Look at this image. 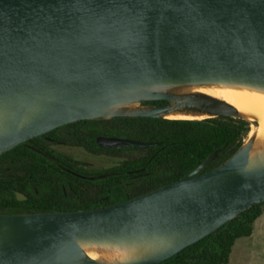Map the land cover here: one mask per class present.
Wrapping results in <instances>:
<instances>
[{
	"label": "water",
	"instance_id": "95a60500",
	"mask_svg": "<svg viewBox=\"0 0 264 264\" xmlns=\"http://www.w3.org/2000/svg\"><path fill=\"white\" fill-rule=\"evenodd\" d=\"M214 84L264 90V0H0V156L84 120L242 119L207 95L165 91ZM159 101L167 105L141 106ZM251 146L205 172L215 151L186 177L115 205L0 215V264H102L83 245L150 249L122 264L171 259L264 204V160L249 164Z\"/></svg>",
	"mask_w": 264,
	"mask_h": 264
},
{
	"label": "trees",
	"instance_id": "16d2710c",
	"mask_svg": "<svg viewBox=\"0 0 264 264\" xmlns=\"http://www.w3.org/2000/svg\"><path fill=\"white\" fill-rule=\"evenodd\" d=\"M108 121L119 126L112 127L113 135L157 144L150 148L132 147L117 151L120 154L127 153L121 155L124 159H121L119 166L122 181L132 178V175L127 177L124 174L125 171L140 169L144 193L186 177L215 151L217 153L206 166L205 172L220 166L244 144L251 126L256 125L230 117L204 120L112 118ZM23 169L25 173H22ZM22 174L25 178L30 177L33 182L41 184L44 192H40L35 199L43 206L49 205V202L42 201L47 195L46 190L58 189L63 178L76 180L66 173H62L60 177L58 170L44 165L41 157L35 154L33 156V153L24 145H19L0 156V188H4L3 178L9 182V189L18 187ZM108 181L109 179H104L103 182L108 183ZM8 195L11 196L12 193L9 192ZM4 200L7 203L3 206L1 203ZM121 202L124 200L106 204ZM15 204L17 203L14 198L8 200L0 195V214L13 213L11 210ZM74 209L89 210L90 206H77ZM263 212L264 204L250 208L224 224L216 232L160 264H228L236 241L252 235L254 223Z\"/></svg>",
	"mask_w": 264,
	"mask_h": 264
},
{
	"label": "flooded vegetation",
	"instance_id": "af4514ba",
	"mask_svg": "<svg viewBox=\"0 0 264 264\" xmlns=\"http://www.w3.org/2000/svg\"><path fill=\"white\" fill-rule=\"evenodd\" d=\"M165 105L167 103L163 101L141 104L143 107ZM108 120L79 121L20 144L31 151L33 156L35 154V156L41 157L44 165L58 170L60 177H62V173H66L76 180L66 177L63 178L58 189L46 190L47 195L43 197L42 201L49 202V205L43 206L35 199L40 192H44L40 183H35L30 177L25 178V175L22 174L18 187L9 189V182L3 178L2 186L4 188H0V195L8 200L14 198L17 204L12 207L11 212L13 213L0 215L83 211L74 209L83 205L90 206L89 210H92L118 204H106L109 202L127 201L148 193L143 192L140 169L125 171L124 174L127 177L132 175V178L122 181L119 166L121 159H124L121 155L127 153L120 154L117 151L132 147L105 149L99 146L98 139L100 138L125 139L111 133L112 127L119 126ZM23 171L25 169L22 170V173H25ZM104 179H109L108 183H104ZM9 192L12 193L11 196L8 195ZM17 195H20L21 200L17 199ZM81 202L84 203L79 205ZM6 203L7 201L4 200L1 205L4 206Z\"/></svg>",
	"mask_w": 264,
	"mask_h": 264
},
{
	"label": "bare ground",
	"instance_id": "6f19581e",
	"mask_svg": "<svg viewBox=\"0 0 264 264\" xmlns=\"http://www.w3.org/2000/svg\"><path fill=\"white\" fill-rule=\"evenodd\" d=\"M165 91L175 94H204L230 105L235 114L242 119L257 123L258 128L252 138L248 154L250 165L264 160V90L254 87L229 84L192 85L166 88ZM137 104L119 106L115 111L132 112ZM206 115L191 116L170 113L163 118L170 120L204 119ZM250 135V134H249ZM250 137V136H249ZM81 253L88 259L102 264H122L134 261L150 251L149 248L136 245H83Z\"/></svg>",
	"mask_w": 264,
	"mask_h": 264
},
{
	"label": "rangeland",
	"instance_id": "374dc122",
	"mask_svg": "<svg viewBox=\"0 0 264 264\" xmlns=\"http://www.w3.org/2000/svg\"><path fill=\"white\" fill-rule=\"evenodd\" d=\"M257 128V123L251 126L250 135L247 136L244 143H247L248 139H250V142L252 141ZM228 264H264V212L254 223L252 235L249 238L236 241Z\"/></svg>",
	"mask_w": 264,
	"mask_h": 264
}]
</instances>
